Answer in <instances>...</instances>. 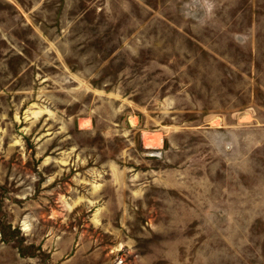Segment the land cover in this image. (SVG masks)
Instances as JSON below:
<instances>
[{
    "label": "rangeland",
    "instance_id": "obj_1",
    "mask_svg": "<svg viewBox=\"0 0 264 264\" xmlns=\"http://www.w3.org/2000/svg\"><path fill=\"white\" fill-rule=\"evenodd\" d=\"M0 264H264V0H0Z\"/></svg>",
    "mask_w": 264,
    "mask_h": 264
}]
</instances>
